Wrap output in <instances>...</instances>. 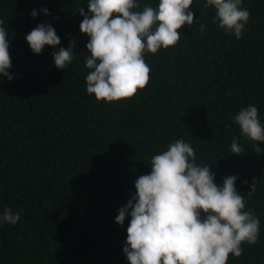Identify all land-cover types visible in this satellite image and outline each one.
<instances>
[{"label":"trees","instance_id":"1","mask_svg":"<svg viewBox=\"0 0 264 264\" xmlns=\"http://www.w3.org/2000/svg\"><path fill=\"white\" fill-rule=\"evenodd\" d=\"M138 3L142 10L159 0ZM205 3L193 0L194 22L178 30L174 47L145 53L148 85L109 103L86 91L89 37L77 7L87 12V0H0L13 77L0 75V214H21L15 225L0 224V264H129L131 217L123 226L115 217L150 173L151 157L177 139L211 166L218 185L236 175L245 210L260 220L257 243H243L244 254L227 264H264V142L243 137L233 119L252 105L264 126V0H243L250 18L240 39L213 22L216 10ZM40 23L61 44L34 54L25 37ZM73 40L75 58L58 69L52 53ZM233 138L241 155L231 152Z\"/></svg>","mask_w":264,"mask_h":264},{"label":"clouds","instance_id":"2","mask_svg":"<svg viewBox=\"0 0 264 264\" xmlns=\"http://www.w3.org/2000/svg\"><path fill=\"white\" fill-rule=\"evenodd\" d=\"M242 2L206 0L204 7L213 6V22L240 39L250 18ZM192 4L193 0H159L157 7L145 5L136 10L138 0H87V12L77 7L83 16L80 32L89 37L87 93L94 94L97 101L111 103L130 99L145 88L151 73L145 53L156 54L178 43V30L194 22ZM42 11L50 15L47 8ZM31 15L35 18L38 13L33 10ZM3 24L0 20V75L11 81L10 39ZM204 28L201 25L200 31ZM25 39L34 54H41L46 45L61 44L50 23L38 24ZM74 49L75 40L52 53L58 69L73 61ZM233 119L243 137L264 142V126L256 106L242 108ZM258 144L257 153L261 151ZM231 152L243 153L236 138ZM150 165V173L136 179L135 194L115 217L121 226L126 216L131 217L123 248L129 264H227L230 254H244L243 243H257L260 220L253 210H245L246 200L236 187V175L225 177L222 186L218 185L211 166L197 164L193 147L183 139L152 156ZM258 180L253 177L249 195ZM20 218V212L5 207L0 224L15 225Z\"/></svg>","mask_w":264,"mask_h":264}]
</instances>
